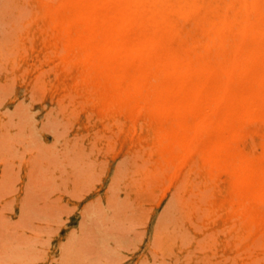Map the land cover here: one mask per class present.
<instances>
[{
	"label": "rangeland",
	"instance_id": "obj_1",
	"mask_svg": "<svg viewBox=\"0 0 264 264\" xmlns=\"http://www.w3.org/2000/svg\"><path fill=\"white\" fill-rule=\"evenodd\" d=\"M263 90L264 0H0V264H264Z\"/></svg>",
	"mask_w": 264,
	"mask_h": 264
},
{
	"label": "bare ground",
	"instance_id": "obj_2",
	"mask_svg": "<svg viewBox=\"0 0 264 264\" xmlns=\"http://www.w3.org/2000/svg\"><path fill=\"white\" fill-rule=\"evenodd\" d=\"M49 1V0H48ZM246 2V1H245ZM91 3V2H90ZM128 3V2H127ZM225 3V2H224ZM232 3V2H231ZM97 4V3H96ZM98 4H100V3H98ZM117 4V3H116ZM115 4V5H116ZM118 5V4H117ZM121 7V6H120ZM119 7V8H120ZM244 7V6H243ZM243 7H242V10H244L243 9ZM86 8V7H85ZM246 8V7H245ZM88 9V8H87ZM122 10H123V8H122ZM250 12V11H249ZM96 14V13H95ZM244 15H246V13L244 14ZM103 17V16H102ZM247 17H248V13H247ZM246 17V18H247ZM225 21V20H224ZM245 21L246 20H244V22L243 23H245ZM224 25V24H223ZM245 26V25H244ZM107 27V26H106ZM60 28V27H59ZM111 28V27H110ZM242 33V32H241ZM244 33V32H243ZM245 34H246V32H245ZM72 35V34H71ZM74 35V34H73ZM244 35V34H243ZM246 36V35H245ZM158 37V36H157ZM162 37V36H161ZM244 37V36H243ZM150 39V38H149ZM234 39V38H233ZM244 39V38H243ZM90 40V39H89ZM137 40V39H136ZM139 40H141V39H139ZM83 41V40H82ZM88 41V40H87ZM233 41V40H232ZM234 41H235V39H234ZM243 40H241V42H242ZM236 42V41H235ZM237 43V42H236ZM234 44V43H233ZM257 44V43H256ZM258 46V45H257ZM144 48V47H143ZM242 49V48H241ZM224 50V49H223ZM225 51V50H224ZM234 51H235V49H234ZM244 51V50H243ZM241 52H242V50H241ZM238 53V52H237ZM240 56V55H239ZM222 57H224V56H222ZM236 57V56H235ZM178 58V57H177ZM243 58V57H242ZM176 59V58H175ZM222 59V58H221ZM249 59V58H248ZM169 60H172V59H169ZM201 60H202V58H201ZM233 61V60H232ZM238 61V60H237ZM206 62H208V61H206ZM234 62V61H233ZM232 62V63H233ZM104 64V63H103ZM237 64V63H236ZM236 64H235V66H236ZM209 65H210V63H209ZM99 66V65H98ZM109 66H111V65H109ZM214 66H215V64H214ZM229 66V65H228ZM238 66V65H237ZM225 67H227L226 65H225ZM233 67V66H232ZM88 68V67H87ZM231 69V68H230ZM233 69V68H232ZM228 70V69H227ZM213 71H214V69H213ZM225 72V71H224ZM164 74V73H163ZM152 75H154V74H152ZM169 75V74H168ZM251 78V77H250ZM255 79V78H254ZM224 80V79H223ZM224 81H227V80H224ZM223 81V82H224ZM221 82V81H220ZM226 84V83H225ZM224 88V87H223ZM227 88H228V86H227ZM254 88V87H253ZM225 89V88H224ZM224 91V90H223ZM222 92V91H221ZM260 92V91H259ZM263 92H264V90H263ZM223 93H225V92H223ZM227 93V92H226ZM226 93L224 94L225 96H226ZM221 94V93H220ZM224 96V97H225ZM223 101H224V99H223ZM215 103V102H214ZM216 104H217V102H216ZM221 104V103H220ZM214 106V105H213ZM143 107V106H142ZM211 107V106H210ZM213 108V107H212ZM115 109V108H114ZM218 109V108H217ZM212 113V112H211ZM209 114V113H208ZM207 114V115H208ZM106 115V114H105ZM254 115V114H253ZM204 116H205V114H204ZM208 117V116H207ZM203 118V117H202ZM201 118V119H202ZM206 120V119H205ZM197 122V121H196ZM141 122H139V124H140ZM244 127V126H243ZM243 127H242V129H243ZM193 131V130H192ZM191 132V131H190ZM189 139H190V137H189ZM195 146V145H194ZM163 157H164V155H163ZM183 158V157H182ZM188 158V157H187ZM181 160V159H180ZM178 161V160H177ZM178 163V162H177ZM184 165V164H183ZM192 166V165H191ZM174 169V168H173ZM176 170V169H175ZM228 218V217H227ZM232 227V226H231ZM231 227H229L228 229H230ZM227 230V229H226ZM234 231V230H233ZM237 231V230H236ZM220 233H221V231H220ZM261 234H263V233H261ZM235 236V235H234ZM245 239H247V238H245ZM244 239V240H245ZM242 241V240H241ZM250 244H251V242H250ZM254 244H255V242H254ZM253 246V245H252ZM263 258V257H262Z\"/></svg>",
	"mask_w": 264,
	"mask_h": 264
}]
</instances>
